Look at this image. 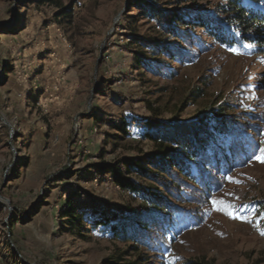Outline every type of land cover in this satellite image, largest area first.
<instances>
[{
	"label": "rangeland",
	"instance_id": "obj_1",
	"mask_svg": "<svg viewBox=\"0 0 264 264\" xmlns=\"http://www.w3.org/2000/svg\"><path fill=\"white\" fill-rule=\"evenodd\" d=\"M34 1L19 11L15 0H0V29L11 30L0 34V264H106L124 247L103 229L92 228L90 240L72 234L68 203L84 221L139 206L98 172L153 150L138 127L145 118L227 109L264 124V50L208 41L176 79L155 78L133 69L130 36H148L151 26L128 0H78L70 27ZM195 2L185 6L211 9L220 0ZM196 86L205 95L181 110ZM122 121L130 124L123 140L112 126ZM204 211L200 225L169 237L165 264H264V155L235 172Z\"/></svg>",
	"mask_w": 264,
	"mask_h": 264
},
{
	"label": "trees",
	"instance_id": "obj_2",
	"mask_svg": "<svg viewBox=\"0 0 264 264\" xmlns=\"http://www.w3.org/2000/svg\"><path fill=\"white\" fill-rule=\"evenodd\" d=\"M195 1L128 0V9L137 10L145 24L151 26L148 36H130L133 69L174 80L180 69L195 64L209 51L208 41L222 47L253 45L264 50V0H220L211 9L185 6ZM15 2L19 11L27 3ZM34 3L52 6L58 12L52 21L70 27L78 0ZM60 18L63 23L58 22ZM10 31L0 29V34ZM198 83L206 84V77ZM205 93L204 88L194 87L181 110ZM112 126L122 133L120 139L129 136V122ZM138 127L153 150L124 159L121 163L127 173L119 163L100 168L98 174L109 178L116 189L138 199L139 206L127 214L109 217L101 212L99 218L85 221L84 214L72 203L63 213L71 233L79 238L90 240L92 228L103 229V233H110V240L117 247H124L106 264H165L169 237L185 231V227L200 225L209 199L226 188L235 172L250 167L264 155V124L252 114H231L227 109H219L184 121L149 117L140 121ZM21 164L15 168L16 180L24 168ZM131 174L136 178H130ZM87 223L90 232L86 233ZM8 248L11 249L9 245ZM11 255L19 263L13 251Z\"/></svg>",
	"mask_w": 264,
	"mask_h": 264
}]
</instances>
